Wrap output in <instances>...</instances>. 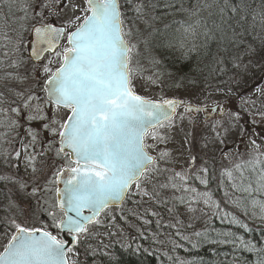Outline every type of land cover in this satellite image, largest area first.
<instances>
[{
    "label": "snow or ice",
    "instance_id": "6c2138e0",
    "mask_svg": "<svg viewBox=\"0 0 264 264\" xmlns=\"http://www.w3.org/2000/svg\"><path fill=\"white\" fill-rule=\"evenodd\" d=\"M249 79H264V0H0V264H81L80 248L95 254L89 241L116 226L117 209L138 215L129 201L164 205L171 227L192 229L175 233L192 249L230 243L264 264V248L194 227L205 209L219 218L207 190L217 157L205 152L198 163L189 153L178 169L168 147L178 124L215 113L203 122L202 149L228 161L220 176L233 208L264 221V136L241 123L244 115L264 123V87L241 94Z\"/></svg>",
    "mask_w": 264,
    "mask_h": 264
},
{
    "label": "trees",
    "instance_id": "16d2710c",
    "mask_svg": "<svg viewBox=\"0 0 264 264\" xmlns=\"http://www.w3.org/2000/svg\"><path fill=\"white\" fill-rule=\"evenodd\" d=\"M25 55L27 54L25 53ZM165 64L168 65L169 61H165ZM185 71H188V69L186 68ZM229 75H231V73H229ZM222 79L227 80L228 76L225 75ZM163 94L169 97L176 95L168 91H165ZM201 139L202 136L197 135L196 138L194 135L192 140L193 144L191 145L192 154L198 156V163L202 162L199 160V157L205 155V150L200 146V142H203ZM207 156L212 157L209 155ZM207 166L209 167V185L207 190L211 191L213 199L220 203L221 211L219 213V218L211 214V217L207 220V224L205 223L200 230H203V228L207 226L209 228L210 238L216 240L223 239V237L217 236L218 232L232 233V238L242 237L244 241L254 244L257 250L264 248V221H258L251 213L245 215L242 209L226 208L224 206L226 201L223 197L229 199L225 196V192L231 193L232 189L228 186V181L226 179L224 183L221 184L220 173L223 167L221 166L220 160L218 158L209 159ZM190 183L200 191L205 190L204 186L201 185L198 180L193 179ZM238 195L240 194H234V196ZM128 205L131 204L128 202L126 206ZM144 206L145 205L137 207L133 204L127 207L128 209L134 207L137 209L139 208L140 210H138V212L144 211L146 217L148 216V224L144 225L143 228L144 235H146L144 240L141 236H133L127 245H121L111 238L106 241L104 245L105 250L100 246L96 249L94 248L99 244L97 241H94L96 242L94 244L93 242H89L91 247L95 249V254L89 252L86 247H81L78 256L81 264H92L94 260H96L94 262L98 264H172V261L168 259L169 256L174 259L179 257L181 259L202 260L204 264H220V261L224 260L225 257H227L228 264H231L233 260L236 261V264H257L260 258L261 253L258 251H247L243 247L234 249V246L230 243L216 245L208 241H201L198 248L192 249L188 242L182 241L180 237L175 235L177 229L175 230L173 227L164 226L157 222L156 216H160L163 219L169 216L167 208L164 205L155 204L151 207L150 214L153 212L157 213V215L154 216L149 215L148 208H144ZM224 212H229L237 216L242 223L247 225V229L241 228L238 224L228 223L231 216L225 219ZM191 231V229H188V231L183 234H190ZM172 240L183 244L184 247H178L173 251Z\"/></svg>",
    "mask_w": 264,
    "mask_h": 264
},
{
    "label": "rangeland",
    "instance_id": "374dc122",
    "mask_svg": "<svg viewBox=\"0 0 264 264\" xmlns=\"http://www.w3.org/2000/svg\"><path fill=\"white\" fill-rule=\"evenodd\" d=\"M258 87H264V79H249L248 83L246 86H242L238 91L243 94V95H250L252 94V92L258 88ZM157 96L160 95V93H156ZM184 98H188V96H184ZM214 98H218V97H213L210 98L208 100H204L203 97H201V103L202 104H208L211 105L212 104V99ZM230 102L227 104L228 108L232 111H236L238 108V101L235 100V98L233 97H229ZM179 111H182V109H180ZM218 117L214 116V117H208L207 120H212V119H216ZM199 119L201 121V123L199 125H193V124H189L187 121L184 122L183 125H179L178 124V129L177 132L173 133V141H171L168 145V147L173 150V152L175 153V155L177 156V159L179 160V164L177 165V168L179 169L180 165L184 164V161L187 159L189 153L192 154V147L191 145L192 140L194 135L197 138L198 136H202L203 142H204V137L209 136L210 133L208 132L207 128L204 125V121H206L202 114H199ZM253 117L244 115L243 119L241 121V123H243L245 125V128L247 129L248 133L250 135H254L256 136L257 139H259L260 136H264V123H259V117H256L255 119L257 120L256 124H253L252 121ZM182 127L184 129V131H179V128ZM196 129V130H195ZM195 130V131H194ZM188 132L190 133V136H187V142L185 141V136L184 133ZM235 139V137H229L228 140V149H231L232 151H235V148L233 147V140ZM203 142H200V146L202 147ZM183 144V146H181ZM240 146V150L243 152L247 151V139H245L243 141L242 144L239 145ZM205 150V149H203ZM181 152L183 153V156H181ZM205 152H207V155L209 156H215L220 160L221 166L224 167L225 165H227L228 161L227 160H222L219 158V153L214 151V150H205ZM204 155V154H203ZM23 174V173H21ZM235 197V196H234ZM134 200H139V197H133ZM223 199L226 201L225 202V207L226 208H233L232 204L229 202V199L223 197ZM129 203L131 205H128L126 207L132 206L133 203L131 201H129ZM135 205V204H134ZM143 205L144 208H148V213L150 214L151 211V207H153L155 205V203H144ZM158 205V204H157ZM137 206V205H136ZM171 206V205H170ZM202 206V205H201ZM132 209H136L138 215H130L128 213H120L119 209L116 210V212L114 213L117 217V219L115 221H112V223L114 225H116L115 227H111V228H107V229H100L101 235L99 237H96L95 239L89 241V242H94L97 241L99 244H97L94 248L96 249L98 246H100L101 248H104V245L106 244V241L109 239H114L116 242H118L121 245H127L129 243V241L131 240V238H133V236H141V238L144 240L145 236L144 235V225L148 224V216L146 217V214L144 213V211L138 212V210H140L139 208H132ZM234 209V208H233ZM206 212H208V216L204 217V219L199 220L195 223L194 227L196 230H200L203 225L206 223V221L211 217V211H209L208 209H205ZM157 215V214H156ZM169 215V216H168ZM167 218L163 219L160 216H156V220L158 223L163 224L164 226H170L176 224V220L174 218L173 215L168 214ZM197 215H200V213L198 212ZM154 216V215H153ZM165 216V215H164ZM254 218H256L258 221H262L258 215L254 216ZM42 219H47L46 217H42ZM181 220L184 221V225L187 224V216H181L180 217ZM175 230H180L182 233H186L188 231V229H186V227L181 226V225H177V227H173ZM192 230V229H191ZM108 233H113L112 235H109ZM93 248V247H92ZM93 248V249H94ZM89 252H91L90 249H88ZM96 261V260H94ZM92 264H98L97 262H94Z\"/></svg>",
    "mask_w": 264,
    "mask_h": 264
},
{
    "label": "water",
    "instance_id": "95a60500",
    "mask_svg": "<svg viewBox=\"0 0 264 264\" xmlns=\"http://www.w3.org/2000/svg\"><path fill=\"white\" fill-rule=\"evenodd\" d=\"M203 114L205 115V117H212L214 115V113H203Z\"/></svg>",
    "mask_w": 264,
    "mask_h": 264
}]
</instances>
